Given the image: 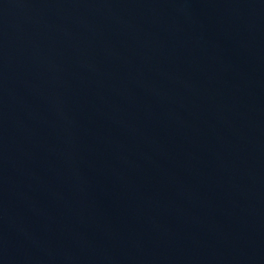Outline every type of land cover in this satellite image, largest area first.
Listing matches in <instances>:
<instances>
[{"label": "water", "instance_id": "1", "mask_svg": "<svg viewBox=\"0 0 264 264\" xmlns=\"http://www.w3.org/2000/svg\"><path fill=\"white\" fill-rule=\"evenodd\" d=\"M0 264H264V0H0Z\"/></svg>", "mask_w": 264, "mask_h": 264}]
</instances>
